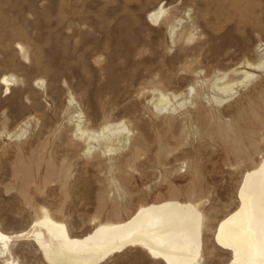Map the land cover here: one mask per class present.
I'll return each instance as SVG.
<instances>
[{
	"label": "rangeland",
	"instance_id": "374dc122",
	"mask_svg": "<svg viewBox=\"0 0 264 264\" xmlns=\"http://www.w3.org/2000/svg\"><path fill=\"white\" fill-rule=\"evenodd\" d=\"M160 4L184 20L175 42L167 20L157 25L148 18ZM262 49L264 0H0V230L29 229L44 207L80 234L95 218L109 219L116 200L133 212L173 195L187 199L197 185L213 224L204 233L205 264H229L231 254L213 245L214 228L238 206L252 162L230 155L231 139L215 126L232 127L249 100L264 98V71L229 102L205 100L199 112L189 101L175 103L174 113L158 112L153 90L187 93L195 86L212 97L215 75L256 63ZM4 75L19 79L9 94ZM80 110L90 128L104 118L124 121L128 147L86 152L75 134ZM187 111L193 112L185 119ZM257 142L256 162L264 128ZM12 253L20 264H48L30 240L15 242ZM102 264L164 263L129 248Z\"/></svg>",
	"mask_w": 264,
	"mask_h": 264
},
{
	"label": "bare ground",
	"instance_id": "6f19581e",
	"mask_svg": "<svg viewBox=\"0 0 264 264\" xmlns=\"http://www.w3.org/2000/svg\"><path fill=\"white\" fill-rule=\"evenodd\" d=\"M169 13L170 9L160 4L149 12L148 18L157 25L167 20L172 42H175L177 28L184 20L169 17ZM186 30L189 32V37H186L189 41L193 33L189 31L191 28ZM18 46L22 55L29 58L26 47L21 44ZM261 52L256 63L246 60L242 68L215 75L213 88L217 93L212 97L198 91L195 86H190L187 93L154 89L156 110L162 112L169 107L174 113L178 110L174 107L175 103L182 108L189 101L195 106L192 108L199 112L206 107L205 100L218 104L229 102L240 90L246 89L250 82L259 78L255 71H264V49ZM40 81V84L44 83ZM18 82L15 75H4L1 78L7 94L12 92V87ZM259 98L260 102L249 100L247 114H238L232 127L215 126L223 138L231 139L228 144L230 155L239 163L252 162V166L244 172L237 190L238 206L227 213L214 228L216 244L213 245L231 254L229 264H264V153L260 152L258 162L254 161L253 153L255 149L258 150V130L264 128V98ZM74 102L75 99L71 98L70 103L74 105ZM192 112L182 114L188 119V114ZM76 114L79 115L75 134L84 142L86 152L107 154L128 147L131 131L124 121L114 122L113 119L104 118L98 127L90 128L85 126L82 110L76 111ZM199 193L197 185H193L187 191V199L173 195L141 203L133 212L123 209L122 202L116 200L111 206L109 219L94 217V227L80 234H72L65 221L56 218L49 209L43 207L29 229L13 234L0 230V260L3 264H20L12 253L13 244L20 240H30L38 246L48 264H102L129 248H140L164 264H205L204 252L208 243L205 242L204 233L206 229L212 230L213 224H207L210 218L204 212L203 198H196ZM123 213L126 215L123 216ZM208 253L213 254V251Z\"/></svg>",
	"mask_w": 264,
	"mask_h": 264
}]
</instances>
